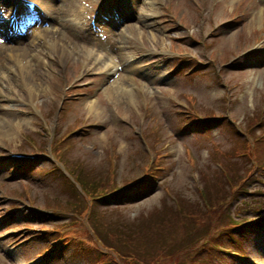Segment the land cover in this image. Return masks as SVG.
Returning a JSON list of instances; mask_svg holds the SVG:
<instances>
[{
	"label": "rangeland",
	"instance_id": "rangeland-1",
	"mask_svg": "<svg viewBox=\"0 0 264 264\" xmlns=\"http://www.w3.org/2000/svg\"><path fill=\"white\" fill-rule=\"evenodd\" d=\"M46 1L41 0V3L44 2L45 4L44 15L59 20L53 31L61 28L65 36L69 35V37L73 36V28L75 30L83 29L79 26V21L74 26L77 21L76 17H83L84 20L86 15L87 19L86 13L89 8H95L99 2V0H72L76 11L73 10L71 14L57 19L55 16H58L60 12L52 10L51 6L54 8L55 6L59 7L61 0H49L47 4ZM221 1L217 0V4L213 8H207L200 5L199 0H170L174 5L173 15L165 14V11L158 7H148L145 11V13L157 16V20L147 19L145 20L147 24L144 23V27L135 29H138L136 38H140L143 33L147 34V43L150 46V52L153 54L147 58H153L156 61V65L148 68L147 75L149 77L147 81L144 80L146 75L137 76L136 79L140 84L149 85L147 87L149 105L145 114V121L141 120L142 105L139 106L141 101L136 93L123 95L124 104L122 106L118 105L116 99L107 93V89L114 83L98 94L99 103L105 109L104 117L97 118L85 107V102L94 98L88 95L86 101L74 103L67 101L66 104L64 103L66 108L60 113L67 111L68 108H71L72 111L62 114L61 119L55 118L51 111L54 108L58 110L59 103H56V93L59 82L53 74L48 72L46 77L41 78V73L37 75L43 86L40 87L36 84L41 93V95H38L39 99L28 103L18 101L14 93L8 89L17 88V80L13 70H10L5 80L3 76L8 69H13L15 62L19 60L16 56H12L13 60L7 57L12 52L9 49L12 46L17 47L21 44L15 42L7 44L6 47L0 44V101L3 100L0 103V117L6 115L9 118L21 117L27 120L26 124H21L19 127L17 124H13V126L16 125L14 128L12 127L13 137L4 136L0 128V176L5 173L0 182V203L4 205L2 206L4 217H7L10 212L8 215L15 219L17 214L13 216L12 212L21 211L15 222L23 221L18 225L8 226L7 228H4L5 222L0 225V264H37L39 258L32 259V257L35 255L40 256L44 252V248H38L37 246L44 247L46 245H48L47 250L53 246V255L56 254L54 258L57 257V260L52 264H94L97 260L99 262L103 261L102 264H107V261H111L109 264H115L113 259L116 257H118L120 264H142V258L144 264H154L156 256H159V258L164 257L165 261H168L169 256L177 253H180L178 259L183 258V255L191 256L193 253L188 249L199 240V237H186L190 227L193 226L192 234H197L203 233L211 225L223 228L221 230L222 234L219 232L220 238L216 239L245 254L240 256L242 254L237 252L240 257L231 255L235 256L234 258L228 257L230 256L229 252L224 255L211 254L210 256L215 264H264V232H253L245 236V226L243 231L236 229L243 226L248 220L254 219V217H264V204H262L261 210L256 208V205L259 207L260 202L264 201V192L245 194L240 200L234 201V212L230 213V211L225 210L219 219L210 221L206 226H200L206 223L205 219H208L210 213L217 208L218 198L227 197L224 194V189L227 188L226 182L217 170V161L222 162V168H225L226 171L221 172L232 182H241L245 174L244 169L241 168L243 165L240 164V162L243 163V160L234 158L233 153L231 157L227 155V153L235 151L234 145L237 139L233 137L230 128L225 126L230 121H227L226 117L232 116L233 122L230 125H240L244 128L246 125H251L254 121V117L252 118L251 115L255 114L256 117V114H259V108L264 104L263 57H258V54L251 55L255 60L248 58L247 68L229 72L224 70L226 66L230 65L231 61L223 65L222 71L225 80L223 79L220 86H218L217 80H213L214 74L210 69L211 67L219 68L217 62L227 60L234 53H247H241L240 50L248 47L252 39L254 40V36L261 33L260 31L256 32L254 29L259 27L264 20V0L260 4L256 0H250L249 9L255 8V16L257 12L261 16V18H258V22L255 23L253 30L251 29V35L247 30L248 24L241 26L243 23L240 22L239 25L230 23L220 30H225L224 35L228 34L227 36L223 37V35L222 38L219 35L210 38L207 35L213 25L215 23L222 24L221 22L231 16L232 10L235 11L237 5L240 6L246 2V0H238L233 5H229ZM141 2V0H137L136 15L140 14L143 19L142 10L139 9L142 6ZM133 8L135 7L130 3V6L128 5L122 11L130 12ZM109 11V6L104 5L102 7L104 14ZM207 13L209 16L206 15ZM162 16L167 17L162 19ZM167 19L170 20V23L166 21ZM117 20L116 16L108 17L106 23L110 25L106 27V33H112V36H108L104 40L105 42L108 40L118 41L119 52L124 46L128 45L129 48L124 53L127 56L130 53V47L132 46L130 41L135 38V32L129 27L132 24H124L127 22L119 24ZM53 25L55 24L52 23L51 26ZM64 25L68 28L63 27ZM1 26L2 24H0ZM72 26L74 27L72 28ZM121 30L122 32H119ZM47 35L56 37L58 33L49 31ZM74 37L77 41H81L77 34ZM0 38H2L1 33ZM47 38L49 39V37ZM198 39H202V41L199 42ZM38 47H42V51L49 54L47 43L39 37L36 42V48L39 49ZM6 48L8 49L5 52ZM29 49L34 50L32 46H29L27 50ZM161 53H165V55ZM210 54L216 58L215 61L210 60ZM6 57L7 63L3 66ZM177 59L182 62L183 66L178 65L182 68V72L180 75L175 76L176 70H173L171 60ZM189 59H196V62ZM110 61L111 57L107 56L105 63ZM42 62L43 60L39 62L40 65ZM190 63L194 64L190 67L193 68L192 72H189L190 68H186ZM201 69L203 71L198 72ZM72 71H74V68L68 69V76ZM9 75L14 79L8 80ZM122 75L127 76V72H123ZM121 81L125 87L128 85V81L123 76ZM93 84L88 80V84L84 86L92 87L82 91L93 92L96 89ZM128 88L130 87L128 86ZM4 94H7V96ZM134 96H136V99ZM228 99H230L228 114L219 120L220 123L216 120L209 123L212 127L209 131H206V128L198 130L181 124V115L171 107V103H178L181 110V107H190L191 109L195 108L201 114H219L224 112V107L227 105L225 101ZM107 103L115 104L109 107ZM129 103L135 105L132 107ZM137 103L138 105H136ZM1 104H5L8 109H4ZM16 109L22 110L19 113L20 115L14 112ZM43 112L48 115L51 113L46 121L43 119ZM116 112L120 113L121 119L116 117ZM77 118H88L89 122L96 120V125L100 126L94 128L93 125L89 126V123ZM20 121L18 118L15 122L20 123ZM46 122L47 125L49 124V132L55 124H58L56 132L59 136L67 134L72 129V125L76 123L83 124L77 132H71L72 135L74 134L70 139L72 148L64 155L72 158L73 162L81 161L82 177L92 192L88 201H83L80 204L75 202L78 197V188L74 186L70 192L68 191L69 183L65 180L66 177L62 172L58 169L51 170L50 164L54 162L51 156L43 154L40 157L37 156L38 159H33V167L23 166L21 169L26 167L28 169L15 171L14 176L10 173L12 166L17 163L6 161L9 159L8 156L13 151L34 154L36 151L30 149L27 136L42 139V136L37 134L35 136V133L46 134ZM63 123L67 125L65 126ZM87 130L91 131L86 132ZM139 130L143 132L156 130L151 134L152 138L150 136L153 143L155 141L159 142L153 150L158 153L157 151L160 149L166 153L164 165L167 166L168 171L159 172L160 178L156 177L155 179L157 187L153 192L146 194L141 201L133 202L130 207L125 208L114 201L106 205L105 200H102L106 192L117 187L126 186V183L138 178H144L143 175L151 177V173L156 168L155 165L152 166L153 163L146 166V156L142 152L143 146L141 148L140 140L136 137ZM112 146L118 154L117 166L114 172L110 171L112 161H110V158L108 159L110 162L107 160V151H110ZM259 153L264 156V143L259 144ZM57 161L66 169L65 162L59 156ZM24 162L26 161L18 162V166ZM66 171L76 181L67 169ZM200 182L205 185L208 193L205 204L206 210L204 211L195 191ZM228 186L231 189L234 188L232 184H228ZM249 189L264 191V174H255L250 179ZM169 193L179 196L181 200L179 206L177 199L170 198ZM94 196L97 198H93ZM203 196L205 195L203 194ZM244 199H247L250 205L255 204V206L248 208L249 204H246ZM24 208L30 210V213L43 214L42 212H45L42 220L39 214L34 215L35 222L31 218L32 215L29 219L36 228H51L54 230L50 233L51 237L43 229L36 231V233L45 236L46 240L43 243L38 242L36 237L38 234L34 235L35 240L28 237L27 241H23L29 236L30 230L25 226L28 213ZM51 209H54L55 213H52ZM195 213L199 215L197 216ZM144 219H146L145 227L148 231L146 237L147 247L151 246L153 248L149 257L147 254L140 253L141 246L136 243L143 237L134 241L131 237L125 236L128 241L125 242L124 240L125 229L126 232L135 231L139 225L143 224ZM170 222L176 225L179 235L177 239L168 240L159 232ZM158 224L159 226H157ZM167 227L168 225L165 229ZM92 229L98 232L103 239L102 242L105 241L109 246H115L122 250L125 257L116 255L113 250L103 248L99 239L92 235ZM75 237H79V239ZM85 239L87 242L84 243ZM180 239L183 240L178 243ZM51 242L54 243L51 244ZM134 244H138L137 247ZM96 248L102 249L103 252L96 250ZM230 249L227 250L230 251ZM203 254L207 256L205 253ZM50 257L48 254V259Z\"/></svg>",
	"mask_w": 264,
	"mask_h": 264
},
{
	"label": "bare ground",
	"instance_id": "bare-ground-1",
	"mask_svg": "<svg viewBox=\"0 0 264 264\" xmlns=\"http://www.w3.org/2000/svg\"><path fill=\"white\" fill-rule=\"evenodd\" d=\"M49 0L46 1V4ZM236 1L238 0H222L221 2H224L226 4H234ZM51 9L54 11H59L60 13L63 12L64 15H68L74 8V2L72 0H62V4L59 7L55 8L53 6H51ZM57 9V10H55ZM57 15V14H56ZM255 16V13H253L250 17L247 15H244L242 17V21L246 20V25L248 24V31L251 32L255 26V23L258 22V18H261L260 15H258V12ZM143 22V20H142ZM143 24V23H142ZM140 27H144V24L141 25ZM252 29V30H251ZM258 27L254 30H257ZM251 30V31H250ZM46 33H48V29L44 30ZM228 34L224 35L223 37L227 36ZM60 36L61 41L63 42V38H67L68 42L70 45L74 44V47L70 48V58H72V56L74 54H82L84 58H90V57H94L95 53L92 51V49H88L85 45H80L77 42L74 43L73 41L70 40V37L65 36V33L62 31V29L60 30ZM222 37V38H223ZM22 39H26V38H22ZM21 39V40H22ZM25 42V41H24ZM115 43L111 44L110 46H105L102 45L104 48L107 49V56L111 57V60H116V51L114 49L115 47ZM28 46H32L31 44L26 45L25 43L21 45V47H14L13 46V50L9 56V59L12 60V56H16L19 58V62H18V71H16V76L20 77L21 79V83L17 84V90L18 92H20L22 94V96L24 98H27V96L31 99H34V96L37 95H41V93L39 92V87L36 85L38 84L40 87H43L41 85V81L40 78H37V75L40 74V77H46L48 76V73H51L52 70V66L50 62H45L43 61V63L40 65V61H42V59L40 58V56H38V54H31L30 50H27ZM59 50V53L61 55H67L68 52V48H61V47H57ZM66 52V54H65ZM31 56V57H30ZM23 60L26 61V64L22 63ZM89 68V67H88ZM48 72V73H47ZM14 79L11 75L8 76V80ZM31 83L33 86H31ZM45 88V87H44ZM130 90L125 87L124 85H122V81L121 79L116 81L114 84H112L108 89H107V93L110 94L113 98L116 99L117 104L122 106L124 104L123 101V95H125L127 92H129ZM5 95V94H4ZM6 96V95H5ZM86 101V100H84ZM2 106V105H1ZM85 107L92 112L97 118H102L104 117V112L105 109H103L99 103V99H94V100H90L85 102ZM6 116V115H5ZM5 116H1L0 117V128L2 133L4 134V136H9V137H13L14 133L12 132V129L14 128L13 124H17L18 127L21 124H26L27 120L21 117H18L21 121L20 123H16V119L18 118H9V116L5 117ZM22 122V123H21ZM13 127V128H12Z\"/></svg>",
	"mask_w": 264,
	"mask_h": 264
},
{
	"label": "trees",
	"instance_id": "trees-1",
	"mask_svg": "<svg viewBox=\"0 0 264 264\" xmlns=\"http://www.w3.org/2000/svg\"><path fill=\"white\" fill-rule=\"evenodd\" d=\"M228 193H229V192H228ZM228 193H227V194H228Z\"/></svg>",
	"mask_w": 264,
	"mask_h": 264
}]
</instances>
